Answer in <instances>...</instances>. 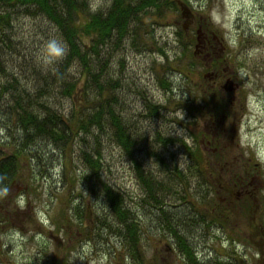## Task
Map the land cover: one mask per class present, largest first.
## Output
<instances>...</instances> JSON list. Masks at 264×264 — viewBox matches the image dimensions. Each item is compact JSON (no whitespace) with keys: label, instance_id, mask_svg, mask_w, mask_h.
Returning a JSON list of instances; mask_svg holds the SVG:
<instances>
[{"label":"rangeland","instance_id":"374dc122","mask_svg":"<svg viewBox=\"0 0 264 264\" xmlns=\"http://www.w3.org/2000/svg\"><path fill=\"white\" fill-rule=\"evenodd\" d=\"M87 2L89 7L95 3L103 10L111 0ZM190 4L186 18L192 17L191 31L198 27L200 45L196 50L192 45L181 53L182 44L175 31L186 18L170 11L160 20L142 16L138 26L147 40V47L141 45L146 49L134 50L126 38L120 49L111 51L104 70L107 77L119 81L114 90L115 111L132 134L143 139L135 152L142 169L163 187L177 191L166 192L158 186L157 196L165 191L166 203L188 194L176 184L174 172L177 167L189 177L186 173L192 160L179 142L163 146L155 141L156 133L181 138L193 149L201 138L209 206L222 214L224 225L208 229L201 222H186L183 233L196 258L204 264H264V0H191ZM146 23H152V32ZM12 26L9 42L16 51L1 46L8 74H14L18 88L31 91L37 85L50 84V93L53 81L44 83L42 77L48 79L46 74L58 66L55 63L64 43L41 17L21 15ZM205 43L214 49V64L210 52L206 54ZM194 51L191 58L189 54ZM107 52L103 48L104 59ZM79 73L78 65L73 63L65 76L77 78ZM161 78L168 86H162ZM0 79L5 83L8 78ZM77 83L81 86L82 80ZM50 102L63 113H68L73 104L66 95H60L57 87L51 92ZM150 104L158 106V115H148ZM0 108H5L2 102ZM110 133L107 128L100 134L102 174L123 190L125 202L128 194L134 198L126 203L143 223V262L131 259L113 233L93 229L91 220L105 213L103 200L93 192L82 191V201H88L87 219L79 222L70 215V223L60 230L53 224L60 202H68L70 195L76 197L81 187L85 189L80 174L84 166L79 159L81 148L88 149L95 142L89 135L86 146L74 143L61 165L58 159L54 166L45 160L54 159L58 153L53 146H46L42 164L34 161L32 167L25 168L27 182L9 186L0 200L3 218L11 221L0 229L4 251L0 253V264H184L175 244L167 248L171 238L151 228L150 221L155 223V218H149L146 209L138 205H142L140 199L146 192L135 177L131 161L109 139ZM4 135L0 131L2 140ZM189 183L190 194L202 190L195 178ZM172 211L184 215L179 208ZM86 229L90 236L84 234Z\"/></svg>","mask_w":264,"mask_h":264},{"label":"trees","instance_id":"16d2710c","mask_svg":"<svg viewBox=\"0 0 264 264\" xmlns=\"http://www.w3.org/2000/svg\"><path fill=\"white\" fill-rule=\"evenodd\" d=\"M190 1L111 0L105 9L92 12L89 10L87 0H0V77L8 78L5 83L0 79V102L5 107L0 108V131L5 134L4 140L0 137V200L5 198L11 184L27 182L24 175L25 168L32 167L34 161L42 164L41 158L44 159L43 156L46 155L44 152L47 149L46 146H53L55 152L58 153L54 159L47 157L45 160L54 166L58 159L61 165L73 150L74 143L85 144L86 137L91 135L95 142L92 147H87L88 149L81 148L79 159L84 166L80 174L81 177L83 176L81 183L85 189L81 187L76 197L70 195L68 202H60L53 224L56 230H60L70 223V215H73V219L76 218L79 222L83 221L82 218L87 219L88 201H82V191L93 192L97 198L100 197L103 200L105 207V213L100 217L96 216V220H91L93 229L113 233L131 259L143 262L140 243L143 223L139 221L138 213L126 203L128 198L131 201H134V198L128 194L125 202L123 190L109 183L102 174L104 165L100 134L109 128L111 131L109 139L120 149L121 155L131 161L135 177L140 180L142 189L146 192V196L140 199L142 205H138L146 209L145 212L149 218L151 216L152 219L155 218V223L150 221L151 228H158L171 238L170 243H166L167 248L172 249V244H175L184 264H204L196 258V253L193 252L188 242L189 238L184 236L185 224L187 222L194 225V223L201 222L209 229L214 225L222 226L224 223L222 214L214 212L215 210L213 211V208L209 206V191L205 184L207 175L203 168L205 160L199 145L201 138L197 139V146L193 149L187 146L181 138L156 133L155 141L163 146L179 142L192 160L191 167H188L186 173L189 177L177 167L174 172L175 180L178 179L176 184L188 190V194L178 195L176 200L166 203L165 191L170 193L177 191H171L173 188L167 185L163 187V183L154 180L150 177L151 173L142 169L140 159L135 152L140 143H143L141 141L143 139L136 138L129 125H126L116 113L117 95L114 90L119 81L117 77H107L106 69L104 70L107 68L111 51L120 49L122 41L126 38L131 40L134 50L142 51L138 49L139 47L146 49L141 45L147 47V40L138 26L143 22V15L153 21L165 19L167 12L171 11L183 18L181 5L191 9ZM21 15L43 18L53 26L55 33L64 43L63 51L55 63L58 66L53 68L51 73L46 74L48 79L44 75L42 80L44 83L53 81L51 92L54 87H57L60 95H66L73 101L68 113H63L50 102L51 92L47 93L50 84L49 86L41 84L42 87L37 85L35 90L28 91L21 86L18 88L19 85L16 86L18 81L14 74H8L1 57V46L16 51V46H11L9 40L13 33L14 19ZM190 19H183L175 31L178 41L182 44L181 53L196 43L198 27L191 31L193 23H189ZM184 22L189 24L185 30L182 28ZM151 25L152 23L145 24L150 32H152ZM103 48L105 51L108 50L105 53L106 59L102 57ZM157 49L165 55L162 48L157 47ZM212 50L214 51L208 45L206 52L211 53ZM189 55L191 58L195 56L194 52ZM215 60L214 58L213 64ZM73 63H76L80 70L77 78H73L72 75L65 76ZM79 80H82L81 86H78ZM160 83L163 87L168 86L165 78H161ZM7 94H9L8 98H6ZM46 95L48 97H45ZM148 110V115H158L157 105L150 104ZM155 157L159 162L162 161L158 155L155 154ZM43 170H45L44 167ZM193 178L197 180L198 187L202 190L190 194L189 180ZM174 185L175 183L173 187ZM158 186L162 190L165 189L159 197L157 196ZM1 204L3 202H0V206ZM176 208H179V212L184 213L185 216H178L172 211ZM1 212L0 209V229L11 224L10 219L3 218ZM84 234L90 236L87 229ZM1 246L2 244L0 245L2 254L4 251L1 250ZM259 250L262 254V250L260 248Z\"/></svg>","mask_w":264,"mask_h":264},{"label":"water","instance_id":"95a60500","mask_svg":"<svg viewBox=\"0 0 264 264\" xmlns=\"http://www.w3.org/2000/svg\"><path fill=\"white\" fill-rule=\"evenodd\" d=\"M187 13H189L188 12V10H187V8H186V6H184L183 4L181 5V15L183 16V17H187ZM182 27L185 29V28H187V23H184L183 25H182ZM197 40H198V38H197Z\"/></svg>","mask_w":264,"mask_h":264},{"label":"clouds","instance_id":"9594fccd","mask_svg":"<svg viewBox=\"0 0 264 264\" xmlns=\"http://www.w3.org/2000/svg\"><path fill=\"white\" fill-rule=\"evenodd\" d=\"M89 10L95 12L97 10V5L95 3L90 4Z\"/></svg>","mask_w":264,"mask_h":264},{"label":"flooded vegetation","instance_id":"af4514ba","mask_svg":"<svg viewBox=\"0 0 264 264\" xmlns=\"http://www.w3.org/2000/svg\"><path fill=\"white\" fill-rule=\"evenodd\" d=\"M207 46H208V45L205 44V46H204L205 49H207ZM209 48H210V46H209ZM209 52H210V51H209ZM213 52H214V51H213ZM206 54H208V52H206ZM211 54H212V52L209 54V55H210V62L215 58V57L212 56ZM215 59H216V58H215ZM212 77H213V73H212Z\"/></svg>","mask_w":264,"mask_h":264}]
</instances>
